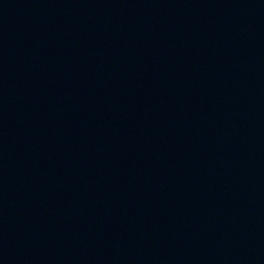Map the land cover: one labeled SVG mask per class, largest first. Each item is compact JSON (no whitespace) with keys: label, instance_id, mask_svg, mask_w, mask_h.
Listing matches in <instances>:
<instances>
[{"label":"water","instance_id":"95a60500","mask_svg":"<svg viewBox=\"0 0 264 264\" xmlns=\"http://www.w3.org/2000/svg\"><path fill=\"white\" fill-rule=\"evenodd\" d=\"M0 264H264V0H0Z\"/></svg>","mask_w":264,"mask_h":264}]
</instances>
